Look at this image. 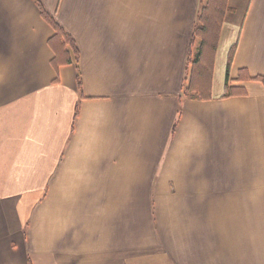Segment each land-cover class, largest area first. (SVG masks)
Listing matches in <instances>:
<instances>
[{
  "label": "crops",
  "instance_id": "crops-1",
  "mask_svg": "<svg viewBox=\"0 0 264 264\" xmlns=\"http://www.w3.org/2000/svg\"><path fill=\"white\" fill-rule=\"evenodd\" d=\"M0 264H264V0H0Z\"/></svg>",
  "mask_w": 264,
  "mask_h": 264
},
{
  "label": "trees",
  "instance_id": "trees-1",
  "mask_svg": "<svg viewBox=\"0 0 264 264\" xmlns=\"http://www.w3.org/2000/svg\"><path fill=\"white\" fill-rule=\"evenodd\" d=\"M221 10H217L212 16L210 13L209 16L205 18L202 17V13L198 18V23L194 29V33L196 34H204L207 36H211L209 40H213L215 37V33L217 31V27L220 23V15L218 12ZM42 15L46 18L48 23L54 29V37L53 40L56 43V56L54 58V62L56 63H71L72 61L77 60L78 53L77 48L72 40V38L58 25L56 24L43 10H41ZM221 14V13H220ZM215 41V39H214ZM205 42L202 41V48L198 49L194 55L188 58V66L189 68V77L187 79V84L185 86V94L191 95L193 97L198 98H209L210 97V65H209V55L206 52ZM204 50V51H203ZM232 53L228 55L227 60V71H226V79L225 84L227 86L228 83V69L231 63ZM79 86V81H78ZM240 93L239 89L235 87L227 86L226 96Z\"/></svg>",
  "mask_w": 264,
  "mask_h": 264
}]
</instances>
